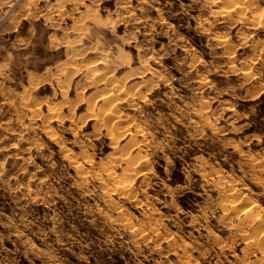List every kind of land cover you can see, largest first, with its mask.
Instances as JSON below:
<instances>
[{"label": "clouds", "instance_id": "obj_1", "mask_svg": "<svg viewBox=\"0 0 264 264\" xmlns=\"http://www.w3.org/2000/svg\"><path fill=\"white\" fill-rule=\"evenodd\" d=\"M0 264H264V0H0Z\"/></svg>", "mask_w": 264, "mask_h": 264}]
</instances>
